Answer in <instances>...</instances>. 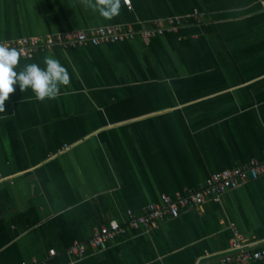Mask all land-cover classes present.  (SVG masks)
<instances>
[{
    "label": "crops",
    "instance_id": "0c3cea01",
    "mask_svg": "<svg viewBox=\"0 0 264 264\" xmlns=\"http://www.w3.org/2000/svg\"><path fill=\"white\" fill-rule=\"evenodd\" d=\"M88 3L0 0V42L183 22L148 39L20 56L17 71L54 57L70 83L43 101L14 85L0 110V264H220L236 233L264 245L262 175L86 258L68 253L163 195L264 160V0H121L111 20Z\"/></svg>",
    "mask_w": 264,
    "mask_h": 264
},
{
    "label": "built area",
    "instance_id": "2783aa9c",
    "mask_svg": "<svg viewBox=\"0 0 264 264\" xmlns=\"http://www.w3.org/2000/svg\"><path fill=\"white\" fill-rule=\"evenodd\" d=\"M125 4L129 9L132 8L131 0ZM194 16L199 22L202 21L199 12H195ZM182 22L178 17H171L153 20L147 26L140 25L137 28L132 24L99 26L47 36L22 37L0 42V45L17 49L24 58H32L38 52H51L55 48L68 49L76 46L121 43L135 38L148 39L167 32H176ZM262 175H264V160H252L250 164L216 172L208 183L198 190L175 198L163 195L160 204H149L143 213L129 212V218L124 224L112 220L98 229L88 241L71 246L68 253L79 259L86 258L91 250L102 251L109 242L127 229L151 230L166 219L178 217L185 208L198 209L209 200H219L226 192L239 188L250 180H256ZM55 253L54 249L50 250L51 255ZM218 261L220 264H264V245L251 243L242 234L236 233L230 240L229 249L218 257Z\"/></svg>",
    "mask_w": 264,
    "mask_h": 264
},
{
    "label": "clouds",
    "instance_id": "9594fccd",
    "mask_svg": "<svg viewBox=\"0 0 264 264\" xmlns=\"http://www.w3.org/2000/svg\"><path fill=\"white\" fill-rule=\"evenodd\" d=\"M88 6L104 19L111 20L120 14L121 0H89ZM20 56L17 49L0 45V110L14 91V85H18L21 91L30 88L36 98L43 101L56 98L60 87L70 83L68 70L54 57H45L44 67L30 63L17 71L14 66L18 65Z\"/></svg>",
    "mask_w": 264,
    "mask_h": 264
},
{
    "label": "trees",
    "instance_id": "16d2710c",
    "mask_svg": "<svg viewBox=\"0 0 264 264\" xmlns=\"http://www.w3.org/2000/svg\"><path fill=\"white\" fill-rule=\"evenodd\" d=\"M262 264V263H261Z\"/></svg>",
    "mask_w": 264,
    "mask_h": 264
}]
</instances>
